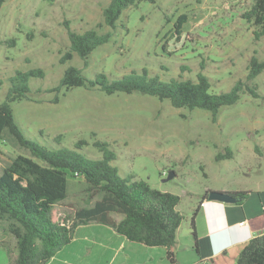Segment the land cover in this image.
<instances>
[{
  "label": "rangeland",
  "instance_id": "374dc122",
  "mask_svg": "<svg viewBox=\"0 0 264 264\" xmlns=\"http://www.w3.org/2000/svg\"><path fill=\"white\" fill-rule=\"evenodd\" d=\"M109 2L5 0L0 9V102L16 72L42 69L43 78L29 80V99L12 105L24 136L50 150L59 148L54 137L69 149L84 140L88 145L76 152L89 159L101 156L94 141L107 143L116 154L112 165L120 177L132 175L180 198L182 237L188 235L190 217L207 190L264 192V71L246 80L250 59L264 58V39L254 40L252 28L240 17L251 0H141L122 11L114 30L103 23ZM69 29L111 32V37L88 56L86 65L76 55L61 64L69 50ZM69 66L88 79L103 73L116 80L142 69L164 82L178 75L195 80L203 73L213 94L243 81L256 88L258 98L244 89L234 105L213 117L203 110L175 109L168 100L140 93L54 91ZM20 154L26 153L0 142V170ZM169 173L173 178L163 181ZM67 183L66 198L54 207L53 216L70 225L78 211L93 207L100 196L81 178L68 174ZM121 218L109 215L113 221ZM15 255V240L1 224L0 264H13ZM46 264L169 261L164 248L128 242L110 227L91 222L76 227L73 239Z\"/></svg>",
  "mask_w": 264,
  "mask_h": 264
},
{
  "label": "trees",
  "instance_id": "16d2710c",
  "mask_svg": "<svg viewBox=\"0 0 264 264\" xmlns=\"http://www.w3.org/2000/svg\"><path fill=\"white\" fill-rule=\"evenodd\" d=\"M141 0H110L103 8V23L114 30L123 10ZM153 2V0H147ZM5 0H0V9ZM240 17L252 28L253 39H264V0H251ZM181 21L185 20L182 16ZM111 32L98 33L87 30L77 33L68 30L69 50L60 59L64 64L74 55L86 65L88 56L99 46L110 40ZM10 45L14 42L10 41ZM181 72L185 68H180ZM264 71L262 61L252 57L248 64L246 80L252 81ZM43 78L42 69L16 72L8 79L9 89L0 102V142L17 148L25 155H17L0 170V228L4 224L15 240L16 255L13 264H46L62 247L73 239L76 227L94 222L110 227L117 235L129 242L146 247L165 249L169 264H176V233L184 217L177 210L180 198L168 192L152 189L143 180L132 175L120 177L112 165L116 154L105 142L94 141L93 147L100 153L99 159H89L76 149L88 145L84 140L74 143L73 149L60 146L59 137L51 140L59 148L47 149L39 142L28 139L15 119L12 105L28 100L31 92L29 80ZM3 81L0 80V87ZM210 79L197 73L195 80L178 75L168 82L150 76L146 69L140 73L131 71L116 80L99 73L93 79L86 78L80 69L67 67L54 91L73 88L98 89L106 95L116 93H140L168 100L175 109H198L216 117L220 110L234 105L240 92L246 89L258 98L255 87L238 81L228 92L211 93ZM41 133V131H40ZM84 180L89 190L100 196V201L91 208L78 211L70 225L54 219V207L66 198L67 176ZM206 191L201 199H207ZM235 199L243 198L248 192H227ZM200 203H198L199 206ZM197 208L191 215L192 235ZM110 214H119L121 219L113 221ZM236 264H264V234L251 238L244 244L236 258Z\"/></svg>",
  "mask_w": 264,
  "mask_h": 264
},
{
  "label": "crops",
  "instance_id": "0c3cea01",
  "mask_svg": "<svg viewBox=\"0 0 264 264\" xmlns=\"http://www.w3.org/2000/svg\"><path fill=\"white\" fill-rule=\"evenodd\" d=\"M213 191L227 193L243 190ZM244 192L249 194L234 204L207 199L199 201L194 218L197 247L195 249L191 222L188 230L191 236L189 233L179 236L182 221L176 233V264H228L230 261L235 264L244 244L264 234V192Z\"/></svg>",
  "mask_w": 264,
  "mask_h": 264
},
{
  "label": "water",
  "instance_id": "95a60500",
  "mask_svg": "<svg viewBox=\"0 0 264 264\" xmlns=\"http://www.w3.org/2000/svg\"><path fill=\"white\" fill-rule=\"evenodd\" d=\"M173 173H169L168 176L163 181H169L173 178ZM207 200L209 201H218L222 203L234 204L237 203L240 199H235L231 197L228 193L210 191L207 195Z\"/></svg>",
  "mask_w": 264,
  "mask_h": 264
},
{
  "label": "built area",
  "instance_id": "2783aa9c",
  "mask_svg": "<svg viewBox=\"0 0 264 264\" xmlns=\"http://www.w3.org/2000/svg\"><path fill=\"white\" fill-rule=\"evenodd\" d=\"M240 225H242L243 223H239Z\"/></svg>",
  "mask_w": 264,
  "mask_h": 264
}]
</instances>
